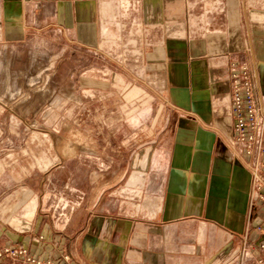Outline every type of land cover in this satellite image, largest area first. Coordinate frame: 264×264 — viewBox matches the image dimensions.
I'll return each mask as SVG.
<instances>
[{"label": "crops", "instance_id": "1", "mask_svg": "<svg viewBox=\"0 0 264 264\" xmlns=\"http://www.w3.org/2000/svg\"><path fill=\"white\" fill-rule=\"evenodd\" d=\"M119 23L139 24L149 45L140 80L124 68L156 103L141 136L143 164L124 196L109 205L83 198L59 229L35 216L33 199L14 225L0 224V249L67 254L73 264H256L264 253L255 247L239 256L245 242H264L256 231L264 212L250 161L231 145L228 68L247 64L264 100V0H0L5 40L59 33L95 60L106 28ZM89 71L101 72L82 75Z\"/></svg>", "mask_w": 264, "mask_h": 264}, {"label": "rangeland", "instance_id": "2", "mask_svg": "<svg viewBox=\"0 0 264 264\" xmlns=\"http://www.w3.org/2000/svg\"><path fill=\"white\" fill-rule=\"evenodd\" d=\"M2 29L0 224L14 225L34 199L35 216L59 229L83 198L109 205L124 196L143 164L141 136L156 103L137 82L129 84L124 68L140 80L149 45L139 24L119 23L106 28L105 54L95 60L59 33L11 42ZM92 67L101 72L82 75ZM15 248L0 249V264L15 262L6 252Z\"/></svg>", "mask_w": 264, "mask_h": 264}, {"label": "built area", "instance_id": "3", "mask_svg": "<svg viewBox=\"0 0 264 264\" xmlns=\"http://www.w3.org/2000/svg\"><path fill=\"white\" fill-rule=\"evenodd\" d=\"M228 69L231 85L228 113L232 117L233 127L231 145L237 149L239 155L250 161L249 165L253 170L252 193L262 201L260 210L264 212V100L259 102L256 98L255 88L251 83L252 74L247 64L232 62ZM263 230L262 226L256 227L259 233ZM253 247L264 253V242L257 247L245 242L239 252L240 259L247 258ZM6 252L14 258L13 261H21L23 264H73L67 254H62L57 260L36 258L26 246H18L15 250ZM1 256L3 252L0 253ZM256 264H264V255L256 260Z\"/></svg>", "mask_w": 264, "mask_h": 264}]
</instances>
